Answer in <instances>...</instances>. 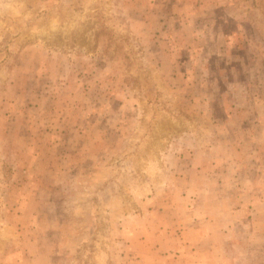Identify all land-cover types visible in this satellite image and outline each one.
<instances>
[{
	"label": "rangeland",
	"instance_id": "374dc122",
	"mask_svg": "<svg viewBox=\"0 0 264 264\" xmlns=\"http://www.w3.org/2000/svg\"><path fill=\"white\" fill-rule=\"evenodd\" d=\"M261 113L264 0H0V264H264V213L189 246L221 128Z\"/></svg>",
	"mask_w": 264,
	"mask_h": 264
},
{
	"label": "crops",
	"instance_id": "0c3cea01",
	"mask_svg": "<svg viewBox=\"0 0 264 264\" xmlns=\"http://www.w3.org/2000/svg\"><path fill=\"white\" fill-rule=\"evenodd\" d=\"M232 93L233 101L235 99L233 89ZM227 114L228 121H232L235 116L234 110H231ZM261 119H264L263 113H261ZM261 123L262 126H260ZM261 123L255 125L258 127V131L255 128L258 133L253 131V127L252 133L250 129L248 131L245 129L249 134L241 132L240 127L232 128L233 123L228 127L224 125L221 128L217 141H215L216 143L213 145V156L206 163L208 167H211L213 164L215 168H223V178L226 177L225 181H228L232 185V188L228 192L217 195L215 194L217 189L212 187L211 193L209 191L206 193V196L205 194L202 196V198L205 196L203 201L208 206L201 208L202 210L200 209L199 213L211 214L210 218L206 220V224L209 226L210 232H216L213 240L209 236V242H207V236L204 239L195 238L193 243L189 245L192 247L191 249L197 248L196 252L201 257L210 259H217L219 257L221 252L215 236L217 232L225 228V223L227 222V218L231 217L230 215H234L233 219L236 220L234 223L235 227L237 226V229H241V227L244 229L246 227L245 219H243L245 217L244 212L247 213L249 220H252V218L257 220L264 213V187L259 188L261 184L258 183L260 180L264 182V121ZM260 161H263V164H260ZM194 167H196L195 162L192 166V172L195 171ZM184 179L185 177H182V181ZM191 180L193 181V178ZM188 188L190 189L188 190ZM180 194L181 199L184 201L182 211L192 215L191 211L193 210L192 208H188L187 204L191 203L190 200L195 201L196 199H200V196L194 192L190 184ZM194 215L196 214L194 213ZM237 215L241 216L238 218ZM198 223L201 229L204 228L203 224ZM193 225L197 226V222ZM263 225L262 222L254 223L255 230L262 229ZM227 230L231 231L229 226ZM202 248L203 252L200 253L199 250Z\"/></svg>",
	"mask_w": 264,
	"mask_h": 264
},
{
	"label": "trees",
	"instance_id": "16d2710c",
	"mask_svg": "<svg viewBox=\"0 0 264 264\" xmlns=\"http://www.w3.org/2000/svg\"><path fill=\"white\" fill-rule=\"evenodd\" d=\"M239 75H240V74L237 75V72H236V73L234 72V74H233V78H234V77H235V78L232 80L234 83H236V82H240V81H243V80L245 79V78H244L245 74H243V75H241V76H239ZM239 77H240V78H239ZM223 87H224V86H223ZM223 87H222V88H223ZM222 90H224V89H222ZM232 94H233V93H232L231 90H228V92H226V93L224 94L225 96H227L228 101H227V100H223L224 97H225L224 95H221V96H220L219 94L217 95V100H216V101H218V102H216V106H215V109H214V112H215V113H217V111H218V112H220V111H221V112H225L224 108H222V107H223L222 102H224V103H225V102H228V103H229V101L232 99ZM219 101H220V102H219ZM221 101H222V102H221Z\"/></svg>",
	"mask_w": 264,
	"mask_h": 264
}]
</instances>
